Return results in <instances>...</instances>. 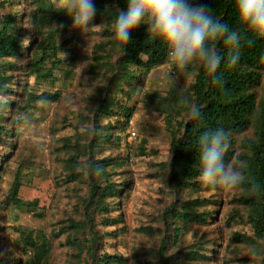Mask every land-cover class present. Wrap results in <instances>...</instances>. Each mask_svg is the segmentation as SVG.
I'll use <instances>...</instances> for the list:
<instances>
[{"label": "trees", "instance_id": "trees-1", "mask_svg": "<svg viewBox=\"0 0 264 264\" xmlns=\"http://www.w3.org/2000/svg\"><path fill=\"white\" fill-rule=\"evenodd\" d=\"M206 2L217 17L241 31L243 35L241 57L234 68L221 65L218 70L219 83H213V78L196 66L192 89L183 91L188 104H181L178 93L167 87L162 93L144 95V101L154 105L161 115L163 126L168 132L170 139L168 160L161 162L150 160L148 156L157 153L155 145L139 139L131 142L127 140L129 120L133 118L137 108L135 99L137 90L148 84V79L153 76V70L166 61L165 46L159 40L150 38L143 25L133 31L132 40L126 46L117 45L112 30L107 26L100 36L102 38L99 37L92 43L87 57V67L80 76L78 86L84 97L78 108L54 114L52 170L64 171L69 180H76L82 176L89 178L88 222L79 225L76 222L73 225L76 230L87 226L77 240H82V244L79 243L80 251L85 252L90 260L81 261L80 264L122 260L118 255L96 256L101 235L96 229L98 222L95 220V210L103 209L105 212L120 210L121 197L127 185L125 177L115 175L111 171H125L126 164L143 158L145 166L167 174V184L178 196L180 191L196 188L200 184L197 137L206 128L215 127H223L232 133L231 147L225 156L226 161L230 160L234 152L233 136L240 137V152L236 162L242 161L248 173L261 184V191L255 195H249L245 185L240 200L246 204L249 213L248 216L238 217L240 219L246 217L247 222H251L255 234L262 239L261 243L253 244L261 250L264 264V37L248 32L246 27L239 23L234 0ZM10 3L8 9L0 13V90L6 91L4 96L7 101L6 110L17 115L8 123L0 122L2 145L0 163L3 162V157L13 153L17 146V138H13L11 134L21 120V111L29 112L30 108L41 109L42 106L35 103L41 98L47 100L51 98L54 102L62 101L58 92L40 95L35 91L31 81L39 76H53L51 72L53 57L48 54L47 49H52L54 57L58 58L57 51L65 53L66 55L59 58L61 63L72 65L75 62L69 53L71 47L66 46L71 45V39H66L60 46L51 44L50 37L40 39L43 21L64 19L63 22L67 26L72 24L70 18L59 12L55 0H11ZM7 5L6 0L0 1V10ZM96 7L98 12L94 18L95 22L102 19L113 20L118 8L126 7V0H98ZM24 31H27L26 35H23ZM25 36H28L26 45L23 42ZM217 50L222 54L225 52L222 41L217 44ZM19 77L20 85L13 90L11 87L19 82ZM8 92L14 93V96L7 95ZM192 104L200 107L202 111L200 120L189 118V107ZM93 129L96 131L93 132ZM122 143L124 144L121 145ZM123 146L124 154L115 156L114 148H119L120 152ZM5 148L6 152L3 153ZM96 165L103 167L100 175H95L90 170L89 166ZM0 171L3 170L0 168ZM20 187L18 176L8 192L7 200L11 199L13 203L23 205L24 201L18 196ZM176 201L175 197L159 216L164 226L163 237L156 248L159 264H171L165 249L168 233L174 226L173 220L175 218L189 220L193 213H196L185 207L178 208ZM196 214L198 218L199 214ZM120 215L118 213L117 218L107 217L105 220L113 223L121 220ZM173 228V231L177 232L179 227ZM20 234L27 243L32 244L26 233L20 231ZM84 240L87 242L89 240L87 247L83 243ZM186 253L188 258L193 259L191 255L193 251ZM136 262L139 263L138 260ZM146 262H149V259ZM0 264H7V260L0 257Z\"/></svg>", "mask_w": 264, "mask_h": 264}, {"label": "rangeland", "instance_id": "rangeland-1", "mask_svg": "<svg viewBox=\"0 0 264 264\" xmlns=\"http://www.w3.org/2000/svg\"><path fill=\"white\" fill-rule=\"evenodd\" d=\"M6 1L8 5L0 10L1 14L11 5V0ZM63 21L64 19L43 21L40 39L50 37L49 42L57 46L63 45L66 39H71V45L66 46L71 47L69 53L75 60L74 64L61 63L59 58L65 54L57 51L59 58L54 57L53 50L47 49L48 54L53 57V76L31 79L35 91L40 95L58 92L62 101L54 102L50 98L47 105H41V109L21 111V120L11 134L13 138H17V146L13 153L3 157L5 162L0 163L3 170L0 171V257L5 258L7 264H80L81 261L90 260L85 252L80 251L79 243L82 244V240H77L87 226L78 230L73 226L76 222L78 225L88 222L89 178L82 176L69 180L64 171L52 170V125L55 112L78 108L84 97L78 82L83 69L87 67L91 45L107 26L111 30L113 20L93 21L95 26L83 34L72 30ZM53 25H63V28L56 31L52 28ZM26 34L27 31H24L23 35ZM23 42L25 45L28 43V36L23 37ZM169 71H173L172 66L165 61L153 70L148 84L140 87L135 95L137 108L132 117L139 131L138 139L155 145L157 153L148 156V159L155 162L168 160L170 139L161 115L154 105L144 101V95L162 93L166 87L162 75ZM177 75L183 91L191 90L196 67ZM20 81L21 78L11 88L15 90L19 87ZM7 95L14 96V93L8 92ZM15 115L17 114L8 112L5 107L0 108L1 123H8ZM233 137L234 152L230 160L236 161L241 139L235 135ZM5 152L6 148L3 153ZM124 152V146L120 152L119 148L113 150L115 156H121ZM124 169L125 171H111L127 180L121 197V209L114 212L95 210V220L98 222L96 229L101 235L96 256L118 255L122 260L101 264H159L156 248L164 234L159 216L175 197L178 208L185 207L198 213L199 217L196 218L197 214L193 213L189 220H173V227L179 228L177 232L173 231V227L170 228L165 249L171 264H263L261 250L253 244L261 243L262 239L255 234L246 217H238L248 216L249 213L246 204L240 200L243 188L223 190L204 186L200 182L196 188L180 191L176 196L167 184V174L145 166L143 158L126 164ZM18 176L21 183L18 196L24 201L23 205L7 200L8 192ZM118 213L121 214V220L113 223L105 220L107 217L117 218ZM20 231L31 238L32 244L25 241ZM83 243L87 247L89 240H84ZM253 248L256 250L255 254L252 252ZM188 251H193V259L188 258ZM147 259L149 262H146Z\"/></svg>", "mask_w": 264, "mask_h": 264}, {"label": "clouds", "instance_id": "clouds-1", "mask_svg": "<svg viewBox=\"0 0 264 264\" xmlns=\"http://www.w3.org/2000/svg\"><path fill=\"white\" fill-rule=\"evenodd\" d=\"M57 8L72 21V30L81 34L89 31L97 15L95 0H57ZM239 23L259 37H264V0H234ZM145 26L146 34L163 43L166 62L173 71L162 75L164 85L178 93L181 104L188 100L179 86L177 73L199 66L219 83L221 65L234 68L240 61L243 35L238 29L217 17L206 0H126V7L118 8L111 24L117 45H127L132 33ZM56 31L63 25H53ZM223 42L225 52L217 50ZM65 54V53H64ZM66 55V54H65ZM6 91L0 90V108L6 106ZM40 105L49 101L41 98ZM189 118L200 120L202 111L195 104L189 107ZM96 130L93 129V132ZM232 133L223 127L206 128L197 137L198 173L200 182L207 187L223 190H245L249 195L261 191V184L248 173L245 164L225 159L231 147ZM90 167L95 175L103 172L101 165ZM255 249H252L255 254Z\"/></svg>", "mask_w": 264, "mask_h": 264}, {"label": "built area", "instance_id": "built-area-1", "mask_svg": "<svg viewBox=\"0 0 264 264\" xmlns=\"http://www.w3.org/2000/svg\"><path fill=\"white\" fill-rule=\"evenodd\" d=\"M139 106H141V104H139ZM128 131H129V135H128V138H127L128 141L131 142V141H134V140L138 139L139 131H138V128L136 127L134 118H131L129 120Z\"/></svg>", "mask_w": 264, "mask_h": 264}]
</instances>
